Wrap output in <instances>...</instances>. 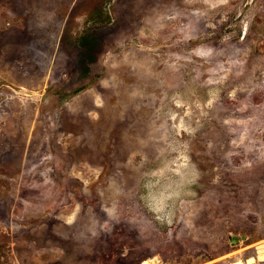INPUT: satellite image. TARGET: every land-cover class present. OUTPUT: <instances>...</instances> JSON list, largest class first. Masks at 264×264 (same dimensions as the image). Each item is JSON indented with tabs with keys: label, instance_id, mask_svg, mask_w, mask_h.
<instances>
[{
	"label": "rangeland",
	"instance_id": "374dc122",
	"mask_svg": "<svg viewBox=\"0 0 264 264\" xmlns=\"http://www.w3.org/2000/svg\"><path fill=\"white\" fill-rule=\"evenodd\" d=\"M259 244L264 0H0V264Z\"/></svg>",
	"mask_w": 264,
	"mask_h": 264
},
{
	"label": "bare ground",
	"instance_id": "6f19581e",
	"mask_svg": "<svg viewBox=\"0 0 264 264\" xmlns=\"http://www.w3.org/2000/svg\"><path fill=\"white\" fill-rule=\"evenodd\" d=\"M262 246H261V244H259V245H257V248H256L257 251H258V255H259L260 259H262L264 257L263 256V251H262L263 250ZM255 263H256L255 258H249L247 260V264H255ZM143 264H145V263H143ZM231 264H244V262L243 261H235V262H233Z\"/></svg>",
	"mask_w": 264,
	"mask_h": 264
},
{
	"label": "water",
	"instance_id": "95a60500",
	"mask_svg": "<svg viewBox=\"0 0 264 264\" xmlns=\"http://www.w3.org/2000/svg\"><path fill=\"white\" fill-rule=\"evenodd\" d=\"M231 244L232 245H234V244H236V240L233 238L232 240H231ZM262 246V245H261ZM263 248V247H262ZM263 251V250H262ZM263 256H264V252H263ZM258 259H260V257H259V255H258Z\"/></svg>",
	"mask_w": 264,
	"mask_h": 264
},
{
	"label": "trees",
	"instance_id": "16d2710c",
	"mask_svg": "<svg viewBox=\"0 0 264 264\" xmlns=\"http://www.w3.org/2000/svg\"><path fill=\"white\" fill-rule=\"evenodd\" d=\"M99 22V24H104V23H106V20H103V18L102 19H100V21H98Z\"/></svg>",
	"mask_w": 264,
	"mask_h": 264
}]
</instances>
